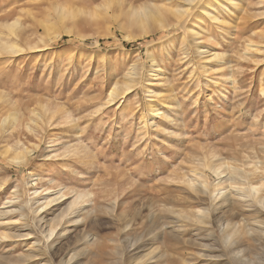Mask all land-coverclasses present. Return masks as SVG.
I'll list each match as a JSON object with an SVG mask.
<instances>
[{"label": "rangeland", "instance_id": "rangeland-1", "mask_svg": "<svg viewBox=\"0 0 264 264\" xmlns=\"http://www.w3.org/2000/svg\"><path fill=\"white\" fill-rule=\"evenodd\" d=\"M219 1L0 0V264H236L211 237L226 197L264 264V0Z\"/></svg>", "mask_w": 264, "mask_h": 264}, {"label": "bare ground", "instance_id": "bare-ground-1", "mask_svg": "<svg viewBox=\"0 0 264 264\" xmlns=\"http://www.w3.org/2000/svg\"><path fill=\"white\" fill-rule=\"evenodd\" d=\"M179 1H181V2H183V7H185V8H183V9H180V10H174V11H172V10H168V13H170V14H172V15H175V16H177L178 18H179V16H182V15H184V14H187V13H189V11H190V9L191 8H195L196 6H198L199 5V0H179ZM211 1V0H210ZM215 2H213V4H211V3H209L208 5H206L207 6V8L209 7V9L207 10H202L203 11V14L205 13V14H208V12H211L212 13V9H217V1H219V0H214ZM229 1L230 0H221V1H219L220 3H218L219 4V9L221 8V10L223 11V12H225L226 11V9H228V4H229ZM232 3V2H231ZM233 4H235V3H233ZM112 6H113V4H111ZM236 5V4H235ZM238 5V4H237ZM109 6V5H108ZM230 7V6H229ZM163 8V7H162ZM164 10V9H163ZM220 11V10H219ZM228 11V10H227ZM151 13V12H150ZM156 13V12H155ZM83 14V13H82ZM221 14V13H220ZM220 14H218L217 16H214L213 17V20L215 21V22H218V21H220V18L219 17H221L220 16ZM164 14H162L161 12H160V14H159V17H156L153 21H154V24H155V21H157V23H159V24H161L162 22L160 21L161 19L160 18H162V17H164L163 16ZM216 15V14H215ZM148 16V15H147ZM146 16V18L145 19H142L141 21H139V22H136V24L137 25H139V26H141V25H143V26H148V23L150 22V20L152 19L151 18V16H148L147 17ZM207 16V15H206ZM94 17V16H93ZM141 17V16H140ZM170 17V16H169ZM227 17V16H226ZM188 18V17H187ZM198 18H199V16H198ZM201 18V17H200ZM212 18V17H211ZM182 19V18H181ZM175 21H176V19H174ZM173 20V21H174ZM179 20V19H178ZM211 20V19H210ZM153 21L151 20V23H153ZM150 23V24H151ZM220 23V22H219ZM222 23V22H221ZM16 26V25H15ZM160 25H158V27H159ZM12 27H14V25H12ZM153 27V26H152ZM162 27V26H161ZM134 28V27H133ZM139 28V27H138ZM156 28V27H155ZM48 29V28H47ZM132 29V28H131ZM136 29V28H135ZM140 29V28H139ZM10 30V29H9ZM10 32H13V35L16 37V39H21V35H19L18 34V32L17 31H10ZM47 34V33H46ZM201 42V41H200ZM0 49H1V52H5V51H9V52H11V53H16V52H18V51H20L19 49H18V47L16 46V44H12V45H7V43L6 44H1L0 45ZM32 49V48H31ZM201 49V48H200ZM33 50V49H32ZM37 50V49H36ZM36 50H34V51H36ZM202 56H203V53L201 54ZM131 79H132V77H130ZM134 80V79H133ZM131 85V84H130ZM130 88V87H129ZM115 91V90H114ZM123 93V92H122ZM43 107V106H42ZM244 147V146H243ZM240 152H242V151H240ZM28 151L27 150H25V152H22V153H19L18 152V154H15V156L14 157H12L11 159H12V163L14 162V163H22L23 161H25L26 160V156L28 155ZM245 154V153H244ZM247 154V153H246ZM14 155V154H13ZM12 155V156H13ZM30 155V154H29ZM237 159H239V158H237ZM236 159V160H237ZM246 159V158H245ZM9 160V159H8ZM241 160V159H240ZM244 160V159H243ZM242 160V161H243ZM216 165V164H215ZM243 165V164H242ZM214 165H212V167H213ZM218 167H216V168H213V172H214V174H215V176H217V178H219V182H218V184L219 183H221V172H220V170L219 169H217ZM221 168V167H220ZM238 168V167H237ZM254 169V168H253ZM256 169H257V166H256ZM223 170V169H222ZM234 170V169H233ZM234 171H236V170H234ZM251 171H252V169H251ZM250 171V172H251ZM257 171V170H256ZM259 171V170H258ZM237 172V171H236ZM242 172H243V169H242ZM245 172V171H244ZM253 172V171H252ZM232 173H234V172H232ZM239 173V172H238ZM237 173H235V175H236ZM240 174V173H239ZM233 175V174H232ZM234 175V176H235ZM252 175V174H251ZM254 175V174H253ZM231 176V175H230ZM233 176V179L236 177H234ZM243 177V176H242ZM242 177H238V178H242ZM248 177V176H247ZM228 179H229V177H227ZM237 178V177H236ZM230 180H232V178H230ZM234 180H236V179H234ZM241 180V179H240ZM239 180V181H240ZM246 181V180H245ZM203 182H205V181H203ZM232 182V181H231ZM241 182V181H240ZM242 183V182H241ZM217 184V183H216ZM247 184V183H246ZM201 185V184H200ZM204 185V184H203ZM196 186V185H195ZM202 186V185H201ZM204 187V186H203ZM246 188V187H245ZM234 190H236L235 188H234ZM237 190H238V188H237ZM242 190V189H241ZM250 190V189H249ZM254 190V189H253ZM257 190V188H255V191ZM205 191V190H204ZM233 191V190H232ZM239 191V190H238ZM254 191V192H255ZM264 191V190H263ZM215 192V191H214ZM240 192V191H239ZM247 192V191H246ZM258 192V191H257ZM256 192V193H257ZM259 192H260V190H259ZM37 193V192H36ZM196 193V192H195ZM226 193V192H225ZM236 193H237V191H236ZM219 194H222V192H219V193H217V194H215L214 193V195H211V196H214L215 197V199L217 200V199H219L220 200V198H223V196L225 195H223V196H219ZM233 194H235V193H233ZM242 194V193H241ZM241 194H239L238 196H242ZM252 194H254V193H252ZM39 195V194H38ZM204 195V194H203ZM205 195H207V194H205ZM210 195H209V197H210ZM245 195V194H244ZM243 195V196H244ZM250 195V194H249ZM227 196V195H226ZM225 196V197H226ZM236 196V195H235ZM257 196V195H256ZM229 197V196H228ZM231 197V196H230ZM61 198H62V196H61ZM61 198H59V199H54L53 201H45L44 202V204H43V206H44V208H47L50 204H52L53 202H56V201H60V199ZM211 198H213V197H211ZM244 198H245V196H244ZM247 198V197H246ZM252 198H254V196L252 197ZM263 198V197H262ZM199 199V198H198ZM207 199V198H206ZM231 200H232V198H230ZM230 199L229 198H223L222 200H220L219 202L220 203H218L217 204V206L214 208V210L212 211L213 213H215L216 212V210L217 211H219L221 214H220V216L219 217H217V218H215V220H213L212 222H213V227H214V229H216L217 230V233H216V235L215 236H211V237H213V238H217V239H215V241H217L218 240V242L220 243V246L222 247V249L221 250H223V253H222V255H219L218 256V258L219 259H227V260H229L231 263H236V264H248L249 262H248V260H246L248 263H243V262H245V259H243V257L241 256V252H242V250H241V246H239V244H240V242H239V240H235V238H236V236L238 235V234H240V233H242L241 231H242V229H240V224H239V221H237V218H238V208L237 207H235L236 206V203H235V201L236 200H232L231 202H230ZM237 199V198H236ZM255 199H257V198H255ZM209 200H211L210 198H209ZM215 200V201H216ZM241 200H242V198H241ZM248 200V199H247ZM204 201V200H203ZM213 201V200H212ZM214 201V202H215ZM201 203H203L202 201H200ZM207 202V201H206ZM216 202H218V201H216ZM238 202V201H237ZM243 202H245V199H244V201ZM242 202V203H243ZM248 202V201H247ZM238 203H240V202H238ZM258 203H259V205H262V206H264V199H261L260 198V200L258 201ZM214 204V203H213ZM241 204V203H240ZM73 205H75V204H73ZM243 205H244V203H243ZM246 205V204H245ZM247 206V205H246ZM254 207V206H253ZM43 209V208H42ZM68 209V208H67ZM262 210V209H264V208H259V210ZM247 210V209H246ZM248 211H249V206H248ZM252 211V210H251ZM255 211V210H254ZM264 211V210H263ZM66 213L67 211L65 210H63V213ZM62 213V215L59 217H57L58 218V220H59V222H58V224H56V225H52V224H48V226H49V230L47 231V233H46V238H48V239H50V237H52L53 235H54V232H55V230H56V228L58 227V225L60 226V223L63 221V219H65V218H68V215L67 214H63ZM68 213V212H67ZM201 214V213H200ZM207 214V213H206ZM209 214V213H208ZM221 215H222V217H221ZM196 216V215H195ZM209 216V215H208ZM192 217H193V215H192ZM201 217V216H200ZM214 217H216V216H214ZM188 218V217H187ZM192 219V218H191ZM196 219H197V217H196ZM79 220V219H78ZM199 221V220H198ZM201 221V220H200ZM199 221V222H200ZM211 222V223H212ZM210 223V222H209ZM42 224H43V222H42ZM175 224V223H174ZM200 224V223H199ZM211 225V224H210ZM177 226H180V225H177ZM198 227V226H197ZM212 227V228H213ZM256 227V226H255ZM163 228V227H162ZM19 229V228H18ZM21 229V228H20ZM39 229V228H38ZM180 229H181V227H180ZM179 228H178V230H180ZM41 230V229H40ZM199 230V229H198ZM147 231V230H146ZM161 231H162V229H161ZM181 231V230H180ZM250 231V230H249ZM255 231H257V230H255ZM185 232V231H184ZM200 232V231H199ZM202 232V231H201ZM212 232V231H211ZM210 232V233H211ZM258 232V231H257ZM24 232L23 231H18V232H14V233H11V234H4L5 236H4V240H6V239H10V238H13V239H16V240H19V241H28V239H30V238H32L31 237V235H33V234H31L30 232H28V233H25V234H23ZM167 233V232H166ZM259 235H257L256 237H258V238H256L254 241H255V243L257 244V243H259V241L261 240V239H263V235H264V230H259ZM41 234H43L44 235V232H41ZM58 234V233H57ZM212 234L214 235V233L212 232ZM246 234V233H245ZM151 235V234H150ZM156 235V234H155ZM201 235V234H200ZM248 235H250L251 237H252V235L249 233ZM55 236V235H54ZM88 236H90V235H88ZM62 237V235H59L58 236V238H61ZM200 237V236H199ZM141 239H143V238H141ZM205 239V238H204ZM207 239V238H206ZM212 239V238H211ZM58 240V239H57ZM176 240V239H175ZM201 240V239H200ZM203 240V239H202ZM201 240V241H202ZM112 241V240H111ZM193 241V240H192ZM196 241V240H195ZM208 243H210L209 242V240H206ZM113 242V241H112ZM88 243H92V244H94V241H93V239L90 241H88ZM178 243V242H177ZM176 243V244H177ZM183 243V242H182ZM181 243V244H182ZM195 243V242H194ZM200 243H202V242H200ZM207 243V244H208ZM35 244H36V242H35ZM37 244H39V241L37 242ZM36 244V245H37ZM134 244V243H133ZM187 244V243H186ZM190 244V243H189ZM188 245V244H187ZM191 246H192V244H190ZM201 245V244H200ZM211 245V244H210ZM38 246V245H37ZM36 246V247H37ZM216 246V245H215ZM215 246H213V248L215 247ZM217 246H218V244H217ZM35 247V246H34ZM33 247V245H32V248H34ZM35 247V249H33V251L34 252H36V253H31L29 256L31 257V258H38L39 256H43V255H45L44 253L43 254H40L39 252L41 251L40 250V248L38 249V248H36ZM181 247V246H180ZM178 248V247H177ZM188 248V247H187ZM197 248V247H196ZM206 248V247H205ZM209 248H210V246H209ZM36 249H38V250H36ZM186 249V248H185ZM30 250V249H29ZM140 250V249H139ZM180 250V249H179ZM179 250H178V252H179ZM182 250V249H181ZM180 250V251H181ZM218 250V249H217ZM216 250V251H217ZM184 251V250H183ZM215 251V250H214ZM214 251H212V252H214ZM32 252V251H31ZM29 253H30V251H29ZM42 253V252H41ZM221 253V252H220ZM152 254V253H151ZM159 254V253H158ZM163 254V253H162ZM183 254V253H182ZM209 254V253H208ZM139 255V254H138ZM179 255V254H178ZM190 255V254H189ZM191 255H193V257H195V255L194 254H191ZM202 255V254H201ZM172 256V255H171ZM180 256V255H179ZM188 256V255H187ZM198 256V255H197ZM146 257V256H145ZM145 257L144 258H142V259H145ZM166 257V256H165ZM176 257V256H175ZM174 257V258H175ZM20 258V257H19ZM41 258V257H40ZM75 258V257H74ZM168 258V257H167ZM181 258V257H180ZM207 258V257H206ZM62 259H63V257H62ZM62 259H61V261H62ZM72 259V258H71ZM71 259H69V260H71ZM151 259V262H158L160 259H161V256H157V254L155 255V256H153L152 258H150ZM166 259V258H165ZM164 259V260H165ZM187 259V258H186ZM197 259V258H196ZM201 259V258H200ZM199 259V260H200ZM213 259V258H212ZM212 259H210V260H212ZM217 259V258H216ZM216 259H214V260H216ZM247 259V258H246ZM43 260V259H42ZM136 260V259H135ZM147 260V259H146ZM163 260V259H162ZM174 260V259H173ZM183 260H185V258L183 257ZM213 260V261H214ZM64 261V260H63ZM62 261V262H63ZM138 261V260H137ZM170 261V260H169ZM185 261H187V260H185ZM193 261V260H192ZM201 261V260H200ZM207 261V260H206ZM67 262H70V261H67ZM79 262V261H78ZM176 262V261H175ZM179 262H180V259H179ZM195 262H196V260H195ZM58 263V262H57ZM134 263H135V261H134ZM177 263V262H176ZM210 263V262H209ZM24 264V263H23ZM29 264V263H28ZM47 264H52V263H47ZM58 264H62V263H58ZM63 264H67L66 262L64 263L63 262ZM79 264V263H78ZM137 264H139L138 262H137ZM141 264V263H140ZM157 264H159V263H157ZM181 264V263H180ZM182 264H184V263H182ZM227 264V263H226ZM229 264V263H228Z\"/></svg>", "mask_w": 264, "mask_h": 264}]
</instances>
